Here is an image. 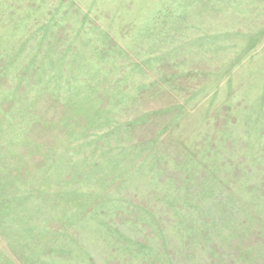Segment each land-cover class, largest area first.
Instances as JSON below:
<instances>
[{
    "label": "rangeland",
    "instance_id": "rangeland-1",
    "mask_svg": "<svg viewBox=\"0 0 264 264\" xmlns=\"http://www.w3.org/2000/svg\"><path fill=\"white\" fill-rule=\"evenodd\" d=\"M0 264H264V0H0Z\"/></svg>",
    "mask_w": 264,
    "mask_h": 264
}]
</instances>
